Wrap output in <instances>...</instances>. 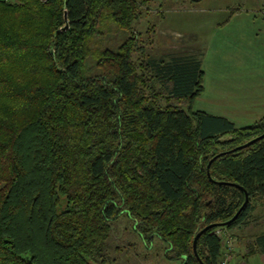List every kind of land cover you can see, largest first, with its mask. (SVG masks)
I'll return each mask as SVG.
<instances>
[{"label": "trees", "instance_id": "trees-1", "mask_svg": "<svg viewBox=\"0 0 264 264\" xmlns=\"http://www.w3.org/2000/svg\"><path fill=\"white\" fill-rule=\"evenodd\" d=\"M151 1L0 0V264H112L124 213L169 260L221 264L217 229L254 218L264 117L193 109L201 60L140 43Z\"/></svg>", "mask_w": 264, "mask_h": 264}, {"label": "rangeland", "instance_id": "rangeland-1", "mask_svg": "<svg viewBox=\"0 0 264 264\" xmlns=\"http://www.w3.org/2000/svg\"><path fill=\"white\" fill-rule=\"evenodd\" d=\"M263 5L264 0H152L148 10H144L135 23V28L140 32V43L157 61L168 62L173 55H191L201 60L204 90L192 106L194 110L214 113L225 110V101L228 105L235 101L226 98L224 93L234 90L241 71L242 60L238 51L236 54L241 44L238 38L237 42L234 40L240 24L234 20L227 25V21L232 11L238 8L253 11L256 6ZM256 14L258 17L262 15ZM127 35H115L111 41L116 44ZM133 225V219L125 213L113 222L110 240L112 264H179L166 257V241L157 237L146 240ZM226 233L224 249H229L227 243L230 241L237 254L241 247L242 226Z\"/></svg>", "mask_w": 264, "mask_h": 264}, {"label": "crops", "instance_id": "crops-1", "mask_svg": "<svg viewBox=\"0 0 264 264\" xmlns=\"http://www.w3.org/2000/svg\"><path fill=\"white\" fill-rule=\"evenodd\" d=\"M261 7L264 9V5L256 6L253 11L250 8H238L232 11L227 21V25L234 20L240 24L234 33L237 34L235 42L238 38L241 44V48L236 50L242 60L239 83L233 91L224 93L226 98L235 101L229 105L225 101V110L211 113L229 118L237 127L250 126L264 117V10ZM256 12L261 13V17ZM253 214L254 218L242 225L240 251L236 254L234 249L230 264H264V245L258 239L264 235V200L257 204ZM251 246H255L257 252L248 255ZM251 258H255V261H251Z\"/></svg>", "mask_w": 264, "mask_h": 264}, {"label": "water", "instance_id": "water-1", "mask_svg": "<svg viewBox=\"0 0 264 264\" xmlns=\"http://www.w3.org/2000/svg\"><path fill=\"white\" fill-rule=\"evenodd\" d=\"M259 139H260V137L258 136V137H256V138H254V139H252V140H250V141H248V142H246V143H244V144L238 146L237 148H243V147L249 146L250 144L254 143L255 141H257V140H259ZM217 156H218V155H216V156L210 161L208 167H210L211 162H212L215 158H217ZM208 174H209V176H210V172H209V171H208ZM248 199H249V197H248V194L246 193V199H245V202L243 203V205H242V207L240 208V210L238 211V213L232 218V220L235 219V218L237 217V215L239 214V212L241 211V209L244 208V206H245V205L247 204V202H248ZM208 228H210V226L206 227L204 230H206V229H208ZM202 232H203V230L200 231V232L196 235V237H195V239H194V250H195V253L197 252V240H198V238H199V236L201 235ZM202 264H203V263H202Z\"/></svg>", "mask_w": 264, "mask_h": 264}, {"label": "built area", "instance_id": "built-area-1", "mask_svg": "<svg viewBox=\"0 0 264 264\" xmlns=\"http://www.w3.org/2000/svg\"><path fill=\"white\" fill-rule=\"evenodd\" d=\"M216 232H217V234H219V236L223 237L224 242H226V235H227L226 231H223L220 228V229H217ZM227 246L229 247V249H226V250L224 249V256H223V259L221 261V264H228L229 260L232 257L234 248L232 247V244L230 243V241H229V243H227Z\"/></svg>", "mask_w": 264, "mask_h": 264}]
</instances>
